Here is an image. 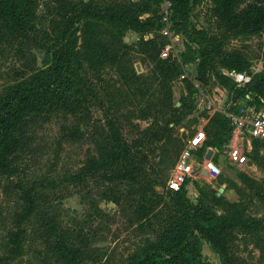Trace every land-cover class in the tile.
Returning <instances> with one entry per match:
<instances>
[{
  "label": "rangeland",
  "instance_id": "1",
  "mask_svg": "<svg viewBox=\"0 0 264 264\" xmlns=\"http://www.w3.org/2000/svg\"><path fill=\"white\" fill-rule=\"evenodd\" d=\"M34 1L35 24L42 36L30 46L36 66L48 68L53 63V49L63 47V75L73 79L67 83V91L75 95L80 88L88 105L91 125L81 123V129L93 131L94 127H107V119L116 120L130 157L140 167L137 180L148 191L158 193L168 216L178 217L180 210L166 181L184 139L192 133L194 118L189 115L196 109L194 95L198 89L192 82L195 80L214 103H220L216 117L225 114L232 106L235 87L222 76V69L237 68L251 79L264 69V26L257 31L227 30L214 12V0H191L181 24L170 19L166 22L162 16L170 11L174 0ZM81 2L128 10L149 22L132 27L103 17L74 14ZM252 5H264V0H232V10L237 12ZM19 63L11 52L0 57V93L32 80L10 76L11 67ZM224 95L228 97L226 102ZM181 101L186 106L183 115L188 117L184 129L179 128L181 124L175 122L171 110V105L178 106ZM237 102L264 112V81H258ZM60 122L52 118L41 130V155L24 178L26 188L31 181L36 183L32 210H50L68 224L85 222L89 221L85 195L93 197L107 217L92 220L98 233L93 245L103 256L88 264H126L128 257L155 238L159 227L147 222L132 224L125 206L102 197L100 190L109 185L127 190L136 184L125 178L107 180L106 175L117 172L118 166L100 157L89 141L63 136ZM166 122L172 129L158 139L146 133L154 124L162 126ZM205 128L210 135L219 130L220 124L208 121ZM250 143L245 164L230 165L226 155L221 156V173L210 178L190 177L184 187L186 197L217 214L262 217L264 140L252 138ZM239 145L246 149L245 140ZM88 147L94 154V175L75 185L66 177L85 169ZM22 196V191L0 180V264H50L35 237L33 223L23 222V234L16 235V214L26 206ZM201 241L202 260L222 264L217 252L204 238ZM230 241L248 262L264 264V230L236 227Z\"/></svg>",
  "mask_w": 264,
  "mask_h": 264
},
{
  "label": "trees",
  "instance_id": "2",
  "mask_svg": "<svg viewBox=\"0 0 264 264\" xmlns=\"http://www.w3.org/2000/svg\"><path fill=\"white\" fill-rule=\"evenodd\" d=\"M214 3V12L224 21L227 30L257 31L264 26V5H252L237 12L232 10V0H214ZM190 8L191 0H174L170 11L165 13L171 21L181 24ZM74 14L103 17L132 27L149 22L131 11L101 7L90 2H81L76 6ZM35 19L34 0H0V57L11 52L19 60V65L12 66L10 70V76L14 80L32 79L27 84L5 88L0 93V180L22 191L21 198L26 203L24 210L16 214V235L23 234V222L33 223L35 237L50 264L96 263L103 256L98 247L93 245L98 233L92 220L107 217V214L93 197L85 195L89 221L68 224L50 210H32V193L36 190V183L31 181L28 188L23 186L28 168L41 155V130L52 118H59L63 136L72 140L89 141L100 157L118 166L117 172L106 175L107 180L125 178L136 184L127 190L113 189L109 185L100 190L102 197L120 207L125 206L128 214L130 212L132 224L147 222L159 227L155 238L148 240L141 251L128 257L126 264H209L201 257L202 238L217 252L222 264H252L234 249L230 233L240 226L264 230V215L255 218L208 211L198 201L192 202L186 197V180L181 189L170 190L180 215L176 218L168 216L158 193L153 189L148 191L137 180L140 167L130 157L129 147L116 126V120L107 119V127H94L93 131L81 129V123L91 125L88 105L80 88L76 89L75 95L67 91V83L73 79L66 75L69 79L66 81L63 75L66 62L63 47L53 49V63L48 68L36 66L30 46L42 36L38 33ZM222 76L235 87L229 77L224 74ZM260 80L264 81V69L244 86L235 87L232 105ZM171 106L175 122L181 124L180 127L184 126L187 120L183 115L185 103L181 101L178 106ZM217 113L209 121L217 120L220 128L210 135H207L205 129L203 148L212 146L220 150L228 141L232 123L227 115L223 113L221 117H216L219 116ZM171 129L169 122H166L162 126L154 124L146 133L158 139ZM202 153L203 150L197 151L198 158H201ZM93 158L92 149L88 147L85 152V169L71 174L66 180L77 185L82 184L88 176H93Z\"/></svg>",
  "mask_w": 264,
  "mask_h": 264
},
{
  "label": "built area",
  "instance_id": "3",
  "mask_svg": "<svg viewBox=\"0 0 264 264\" xmlns=\"http://www.w3.org/2000/svg\"><path fill=\"white\" fill-rule=\"evenodd\" d=\"M163 19L168 22L167 13L163 15ZM222 74L229 77L234 82L235 87L244 86L251 80L249 74L235 68H224ZM193 83L198 89L194 95L196 109L192 115L194 118L193 124L190 126L192 133L184 139V145L179 151L171 169V174L166 181V188L173 191L181 189L185 181L194 175L210 178L216 177L222 171L219 162L212 157L205 158L206 151H203L201 158H198L197 155V151L203 146L206 139L205 126L210 115L217 111L218 107L195 80ZM242 104L237 102L225 111V115L229 117L232 123L229 143L220 150L215 149V151H220V153L226 155L227 162L232 165H242L247 162L246 153L239 142L241 144L247 136L251 139L264 138V112L255 111L252 107ZM179 128L184 129V126ZM207 148L209 146L205 147V150ZM203 171H206L207 175Z\"/></svg>",
  "mask_w": 264,
  "mask_h": 264
},
{
  "label": "crops",
  "instance_id": "4",
  "mask_svg": "<svg viewBox=\"0 0 264 264\" xmlns=\"http://www.w3.org/2000/svg\"><path fill=\"white\" fill-rule=\"evenodd\" d=\"M224 100L225 101H223V102H226V100H227V95H224ZM216 105H217V107H218V109H220L221 108V105H220V103L218 102V103H216ZM224 110V109H223ZM195 111V110H194ZM216 112V111H215ZM215 112H213L211 115H210V117L215 113ZM194 113V112H193ZM193 113L191 114V115H189L191 118H193L192 117V115H193ZM188 118V117H187ZM209 121V120H208ZM207 124H208V122H207ZM207 126V125H206ZM205 126V127H206ZM206 129V128H205ZM245 145H246V149H244V152L246 153L247 151H248V149H247V147H249V145H251V143L249 144V142H250V140H252L249 136H247V137H245ZM229 143V138H228V141H227V143H225L224 144V146H226L227 144ZM248 145V146H247ZM209 149H211L212 150V154H211V156L210 157H212L215 161H217V162H219V164H220V166H221V168H222V165H223V162H222V158H221V156H224V154L223 153H220V151L219 152H217V151H215V149H216V147H212V146H209V148H207L206 150H205V148H203V146L199 149V151L200 150H203V151H206V153H207V151L209 150ZM227 162V161H226ZM227 163H229V162H227ZM230 164V163H229ZM230 165H232V164H230ZM194 176H196V175H194ZM207 178V177H206Z\"/></svg>",
  "mask_w": 264,
  "mask_h": 264
},
{
  "label": "water",
  "instance_id": "5",
  "mask_svg": "<svg viewBox=\"0 0 264 264\" xmlns=\"http://www.w3.org/2000/svg\"><path fill=\"white\" fill-rule=\"evenodd\" d=\"M211 154H212V150L209 149V150L207 151V153L205 154V158H210ZM194 173H195V172H194ZM203 173H204L205 175H207V172H206V171H203Z\"/></svg>",
  "mask_w": 264,
  "mask_h": 264
}]
</instances>
